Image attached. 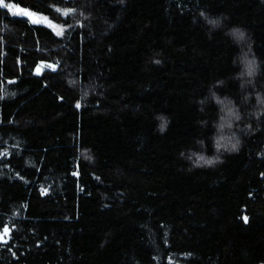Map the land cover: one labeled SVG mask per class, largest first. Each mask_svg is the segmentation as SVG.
Returning a JSON list of instances; mask_svg holds the SVG:
<instances>
[{"label": "trees", "instance_id": "obj_1", "mask_svg": "<svg viewBox=\"0 0 264 264\" xmlns=\"http://www.w3.org/2000/svg\"><path fill=\"white\" fill-rule=\"evenodd\" d=\"M5 2L0 264H264V0Z\"/></svg>", "mask_w": 264, "mask_h": 264}, {"label": "snow or ice", "instance_id": "obj_2", "mask_svg": "<svg viewBox=\"0 0 264 264\" xmlns=\"http://www.w3.org/2000/svg\"><path fill=\"white\" fill-rule=\"evenodd\" d=\"M0 6H2V7H6V8H8V9H10V10L19 11L20 14H23V15H26V16H33V15H34L33 13L24 12L23 10H16V9H15V5H13V4H6V3H5V0H0ZM71 11H72L71 9L63 10V14H64V15H67V14H69ZM43 19L46 20V18H43ZM34 22H35V21H34ZM212 23H215V22L213 21ZM53 27H56V26H53ZM62 32H63V29L57 28V35L62 34ZM238 35H239L241 38H242V36H243L242 33H241V34H238ZM249 74H251V64H250V66H249ZM77 107H79V105H77ZM233 147H235V145H233ZM245 220H247V217H245ZM8 231H9V230H8L7 228L4 229V233H3V235H0V240L3 239V236H4V235H7V234H8Z\"/></svg>", "mask_w": 264, "mask_h": 264}, {"label": "rangeland", "instance_id": "obj_3", "mask_svg": "<svg viewBox=\"0 0 264 264\" xmlns=\"http://www.w3.org/2000/svg\"><path fill=\"white\" fill-rule=\"evenodd\" d=\"M5 3L8 4L7 2H5ZM11 11H14V10H11ZM33 18H34V19H37L38 21H40V22H42V23H44V24H46V25H48V26H50V27H51L53 30H55V31H57V28H60L59 26H57V25L53 24L52 22H50L47 18H46V20L43 19V18H45V17H42V16H41V17H35V16H33ZM53 26H56V27H53ZM1 155H2V152L0 151V157H1ZM7 229H8V228H7ZM8 230H9V229H8ZM3 233H4V229H3L2 231H0V235H3ZM8 237H9V231H8V234H7V235H4V236H3V239L0 240V242H5V241H7ZM170 264H177V263L171 261Z\"/></svg>", "mask_w": 264, "mask_h": 264}, {"label": "water", "instance_id": "obj_4", "mask_svg": "<svg viewBox=\"0 0 264 264\" xmlns=\"http://www.w3.org/2000/svg\"><path fill=\"white\" fill-rule=\"evenodd\" d=\"M24 12H26V11H24ZM13 15L14 16L20 15V16L25 17V18H28V19H34L33 16H26V15L20 14L19 11H14V14Z\"/></svg>", "mask_w": 264, "mask_h": 264}]
</instances>
